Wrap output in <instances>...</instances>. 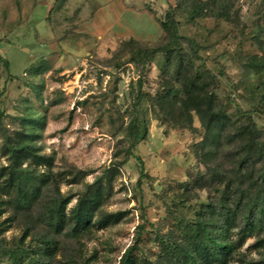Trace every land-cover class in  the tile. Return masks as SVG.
<instances>
[{
    "label": "rangeland",
    "instance_id": "1",
    "mask_svg": "<svg viewBox=\"0 0 264 264\" xmlns=\"http://www.w3.org/2000/svg\"><path fill=\"white\" fill-rule=\"evenodd\" d=\"M179 1L137 0L158 25L139 39L88 28L92 13L64 0H0L1 264H120L131 247L138 264H170L165 246L202 205L235 195L250 131L264 142V0ZM170 6L181 58L160 49ZM204 112L224 114L223 129L208 133ZM22 143L36 156L15 162L8 147ZM255 161L243 186L259 175ZM20 171L38 187L22 184L28 204ZM92 197L93 222L74 229L72 211ZM229 264H264V227Z\"/></svg>",
    "mask_w": 264,
    "mask_h": 264
},
{
    "label": "trees",
    "instance_id": "2",
    "mask_svg": "<svg viewBox=\"0 0 264 264\" xmlns=\"http://www.w3.org/2000/svg\"><path fill=\"white\" fill-rule=\"evenodd\" d=\"M181 2L180 0L179 3L181 4ZM176 7L170 6L165 18L160 21L167 39L160 49L165 50L169 56L176 52L181 58L182 51L179 49L180 33L178 20L176 19ZM144 48L148 52H154L156 49L149 45ZM7 62L5 60V63ZM203 77L204 75L202 74V79ZM198 86L199 79L196 76L190 83L189 91ZM207 99L208 97L205 98V94L202 95V104ZM226 120V116L218 112H210L209 116L205 112L202 113L203 125L210 134L213 133L216 127L223 129ZM250 134L251 140L247 147L249 153L240 157L235 174L237 180L235 182L237 184L235 195L230 198L229 195L225 196L223 193L216 201L202 205L199 216L183 226V237L181 240L171 246H165L167 259L170 264H229L230 259L236 252L238 242H243L247 236L264 227V142L259 139L256 133L250 131ZM140 138L139 133H136L135 141H133L131 146H134ZM33 149L30 143L8 147L10 156L15 162L18 159L36 156L35 152L32 151ZM255 160H260L261 162L259 175L249 185L243 186L239 182L243 178L242 168L256 164L257 161ZM16 175L19 200L23 204H28L30 199L23 191L22 184L25 181V185H30L31 193L34 195H37L38 187L34 179L26 172L20 171ZM219 175L217 170H214L208 178L215 181L220 177ZM231 185L227 183V186ZM98 203V197L85 199L78 203L71 213L74 229L89 226L93 222L94 210ZM60 210L58 202L55 203L54 208H52V215L56 225H59L62 221ZM12 256L15 261L19 260L17 254ZM120 264H138L133 247L128 248L124 252L120 259Z\"/></svg>",
    "mask_w": 264,
    "mask_h": 264
},
{
    "label": "crops",
    "instance_id": "3",
    "mask_svg": "<svg viewBox=\"0 0 264 264\" xmlns=\"http://www.w3.org/2000/svg\"><path fill=\"white\" fill-rule=\"evenodd\" d=\"M69 6L78 8L82 14H91L93 18L86 23L90 29H103L120 34L126 30H139V39H152L150 31L157 29L153 17L137 6V0H64ZM143 31H146L143 35ZM125 34V33H124Z\"/></svg>",
    "mask_w": 264,
    "mask_h": 264
}]
</instances>
